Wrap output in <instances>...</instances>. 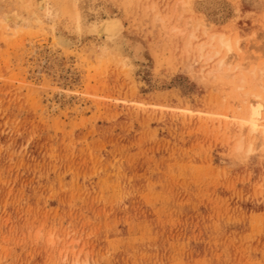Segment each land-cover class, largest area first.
<instances>
[{
	"label": "rangeland",
	"instance_id": "obj_1",
	"mask_svg": "<svg viewBox=\"0 0 264 264\" xmlns=\"http://www.w3.org/2000/svg\"><path fill=\"white\" fill-rule=\"evenodd\" d=\"M69 1L0 0V264H264V0Z\"/></svg>",
	"mask_w": 264,
	"mask_h": 264
},
{
	"label": "bare ground",
	"instance_id": "obj_2",
	"mask_svg": "<svg viewBox=\"0 0 264 264\" xmlns=\"http://www.w3.org/2000/svg\"><path fill=\"white\" fill-rule=\"evenodd\" d=\"M65 2H67V1H65ZM72 2V1H71ZM74 2V1H73ZM181 3H182V0L180 1ZM185 3H184V5L185 4H187V5H189V1L187 0V1H184ZM68 3H70V1L68 0ZM73 4H77V3H73ZM180 4V3H179ZM72 5V4H71ZM181 5V4H180ZM75 6V5H74ZM76 7V6H75ZM74 7V8H75ZM181 7V6H180ZM183 7V6H182ZM50 8V7H49ZM68 8H69V11H70V9H71V6H69L68 5ZM73 8V5H72V9H74ZM51 9V8H50ZM50 9H45L46 10V12L47 13H53L54 11H53V9H52V11L50 10ZM72 9H71V11H72ZM107 9V8H106ZM107 11V10H106ZM73 15H74V11L73 12H71ZM78 13V10H76V13H75V15L74 16H76V19L78 20L79 19V15L77 14ZM33 15V14H32ZM108 15V14H107ZM89 16H93V15H91V14H89ZM98 16V15H97ZM94 18V17H93ZM97 18V17H96ZM100 18V19H99ZM98 19H96L95 21L93 20V22L91 21H89L88 20V23H90V24H88V25H86L87 26V29L86 28H84L83 27V29H86V32H87V30L88 31H90V33L92 34V33H94V34H96L97 35V37H99V38H102L104 41H106V43H108L109 42V44H108V46L111 44V42H113L114 44H115V42L117 41V39H118V37H119V35H120V33H121V31H122V28H123V25L124 24H122V21H121V19L120 18H118V17H116V16H106V17H99ZM35 22H38V23H42L41 21H40V18H38V16H36L35 17ZM80 20V19H79ZM189 20V19H188ZM195 21V20H194ZM85 22H86V20H85ZM78 24H79V22H78ZM79 26H81L80 24H79ZM78 27V26H77ZM198 26H196V28H197ZM177 28V27H176ZM124 29V28H123ZM196 30V29H195ZM85 32V31H84ZM194 31H192V33L191 34H194L193 33ZM87 33H89V32H87ZM190 34V37L191 38H195V36L196 35H194L193 37H192V35ZM215 35V34H214ZM214 35L212 36V39H213V37H214ZM93 36V35H92ZM122 36V35H121ZM216 36H219V38H218V43L217 44H215V45H213V56H215V55H219V54H221L222 53V51H224V50H227V51H235V55H239V50H237L236 51V49H237V47L235 48L234 47V45H233V43H232V41L230 40V38H228V37H225L224 36V34H217ZM215 36V37H216ZM55 38V40H57V43H59L60 45H62V46H73V40L71 39V38H69L68 36H66V35H62V34H60V35H56L55 34V36H54ZM190 37H188L187 39L189 40H187L188 41V45L190 46V48H191V45H190ZM192 40H194V39H192ZM214 40V39H213ZM187 41H186V43H187ZM212 41V40H211ZM217 41V40H216ZM56 42V41H55ZM75 42V41H74ZM100 42V41H99ZM103 43V42H102ZM112 43V44H113ZM192 43V42H191ZM75 44V43H74ZM111 44V45H112ZM203 44V48H204V43H202ZM59 45V46H60ZM110 45V46H111ZM187 44H186V46H188ZM199 45V44H198ZM201 45V44H200ZM217 45V46H216ZM100 46H102V47H104L103 45H100ZM106 46V45H105ZM101 47V48H102ZM205 47H207V46H205ZM105 48V47H104ZM109 48V47H108ZM198 49H199V51L200 52H198L200 55H201V50L203 49V48H201L200 46H198L197 47ZM239 48V47H238ZM240 49V48H239ZM104 50V49H103ZM114 50H115V48H114ZM185 50H187L186 49V47H185ZM105 51H107L106 49H105ZM194 51V50H193ZM204 51V50H203ZM107 52H110V50L109 51H107ZM118 52V51H117ZM116 52V53H117ZM187 52V51H186ZM190 52V51H189ZM112 53V52H111ZM116 53H115V51H114V55H116ZM120 53V52H119ZM188 53V52H187ZM206 54H207V52H206ZM117 55L119 56V54L117 53ZM199 55V56H200ZM208 55H210V54H208ZM212 55H210V56H212ZM120 57V56H119ZM201 57H202V55H201ZM226 57L227 56H224V57H222L220 60H219V64H220V67H223V65H225V64H227V62H226ZM125 58H126V56H125ZM199 59V58H198ZM128 61V60H127ZM218 64V65H219ZM219 67V68H220ZM221 69V68H220ZM262 70H263V72H264V68H262ZM261 70V71H262ZM252 74H254V73H252ZM264 74V73H263ZM262 74V76H264ZM259 84V83H258ZM260 85V84H259ZM264 91V90H263ZM253 94V93H252ZM243 100V99H242ZM251 101H252V104H251V106H250V108H249V114H248V117L246 118V121H250L251 123H249L250 124V127H251V131L253 132V131H257L258 130V121L256 120V119H260V117H261V114H260V112H261V110H264V97L263 98H261V95L260 94H254V95H251ZM244 104V103H243ZM248 110V109H247ZM263 112V111H262ZM242 117V116H241ZM257 117H259V118H257ZM256 118V119H255ZM245 119V118H244ZM262 119H264V115L262 116ZM261 119V120H262ZM243 120V119H242ZM257 121V122H256ZM262 124H264V123H262ZM262 126V125H261ZM260 126V127H261ZM263 127V129L261 130V131H259V132H261V136H263L264 137V125L262 126ZM261 127V128H262ZM260 130V129H259ZM260 137V136H259ZM262 143H264V141L262 142ZM250 144H252V142H250ZM250 144H248V146L250 145ZM237 146H239V147H241L242 146V144L240 143V144H238ZM252 148V145H250L249 147H248V149H250L251 151H253V149H251ZM249 150V151H250Z\"/></svg>",
	"mask_w": 264,
	"mask_h": 264
}]
</instances>
